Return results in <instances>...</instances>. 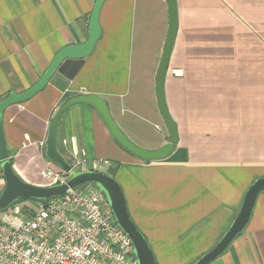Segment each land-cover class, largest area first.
Wrapping results in <instances>:
<instances>
[{
  "label": "crops",
  "instance_id": "1",
  "mask_svg": "<svg viewBox=\"0 0 264 264\" xmlns=\"http://www.w3.org/2000/svg\"><path fill=\"white\" fill-rule=\"evenodd\" d=\"M95 1L0 0V101L32 87L61 49L87 41ZM177 4L165 80L179 132L174 152L152 162L134 156L85 103L66 110L57 130V149L68 162L74 146L87 153L88 166L79 170L116 166L129 213L158 264H192L210 250L247 189L264 177V0ZM99 23L102 33L88 56L65 59L41 91L4 112L9 157L31 184L51 183L47 167L61 170L46 155L49 125L60 105L80 94L102 96L139 147L168 142L156 95L167 0H105ZM4 186L0 179V192ZM210 264H264V191L244 231Z\"/></svg>",
  "mask_w": 264,
  "mask_h": 264
},
{
  "label": "water",
  "instance_id": "2",
  "mask_svg": "<svg viewBox=\"0 0 264 264\" xmlns=\"http://www.w3.org/2000/svg\"><path fill=\"white\" fill-rule=\"evenodd\" d=\"M104 2L105 0L95 1L90 19L89 37L86 42L68 45L61 49L45 73L32 87L20 93L13 91L0 101V164L5 180V186L0 192V211L14 202L26 200H46L63 195L70 189L76 188L82 184L93 183L105 193L112 207L117 223L132 240L134 245L132 256L136 262L138 264H158L146 236L138 228L129 213L124 190L114 177L116 166L109 165L105 170L73 169L71 163L68 162L57 149V130L60 118L66 110L75 104L85 103L93 106L98 111L106 123L112 137L122 148L134 156L146 162H152L165 159L174 152L176 145L179 142V132L178 125L167 106L165 96V80L179 26L177 0H167L169 25L156 76L158 107L169 133L168 142L165 145L159 149L150 150L134 144L114 120L106 100L99 94L91 93L80 94L66 100L57 109L49 125V133L46 140V155L65 173L70 174L66 182L48 185H34L25 181L16 173L14 167L12 166L6 147V138L3 127V116L5 110L13 104H20L30 99L41 91L65 59L86 57L94 50L102 33L99 17ZM263 191L264 177L255 179L247 189L241 208L227 230L210 250L205 252L192 264H210L226 251L234 239L241 234L248 225L257 197Z\"/></svg>",
  "mask_w": 264,
  "mask_h": 264
},
{
  "label": "built area",
  "instance_id": "3",
  "mask_svg": "<svg viewBox=\"0 0 264 264\" xmlns=\"http://www.w3.org/2000/svg\"><path fill=\"white\" fill-rule=\"evenodd\" d=\"M174 73L182 76L183 70L174 69ZM71 159L76 170L90 160L76 146ZM103 163L94 161V166ZM43 175L54 183H64L70 176L50 167ZM0 179H4L1 164ZM133 250L105 193L93 183L0 211V264H138Z\"/></svg>",
  "mask_w": 264,
  "mask_h": 264
},
{
  "label": "trees",
  "instance_id": "4",
  "mask_svg": "<svg viewBox=\"0 0 264 264\" xmlns=\"http://www.w3.org/2000/svg\"><path fill=\"white\" fill-rule=\"evenodd\" d=\"M10 161H11V164H12V166H13V160H12V158H10ZM53 183H54V182L51 181L50 184H53ZM19 202H22V201L14 202V203L10 204L8 207H6L5 209H7V208H9L10 206H12V205H14V204H16V203H19ZM5 209H3V210H5Z\"/></svg>",
  "mask_w": 264,
  "mask_h": 264
},
{
  "label": "rangeland",
  "instance_id": "5",
  "mask_svg": "<svg viewBox=\"0 0 264 264\" xmlns=\"http://www.w3.org/2000/svg\"><path fill=\"white\" fill-rule=\"evenodd\" d=\"M88 166V164H85L84 166H83V168H85V167H87ZM103 170H105V167L103 168Z\"/></svg>",
  "mask_w": 264,
  "mask_h": 264
}]
</instances>
